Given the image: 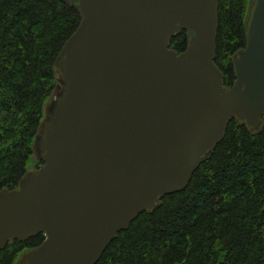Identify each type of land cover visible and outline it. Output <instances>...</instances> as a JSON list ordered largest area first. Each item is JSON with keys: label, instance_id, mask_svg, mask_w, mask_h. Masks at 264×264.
I'll list each match as a JSON object with an SVG mask.
<instances>
[{"label": "water", "instance_id": "water-1", "mask_svg": "<svg viewBox=\"0 0 264 264\" xmlns=\"http://www.w3.org/2000/svg\"><path fill=\"white\" fill-rule=\"evenodd\" d=\"M61 1L80 22L54 61L32 145L41 164L0 190V251L44 237L18 264H96L187 186L229 121L256 132L264 120V0H252L229 87L214 63L219 0Z\"/></svg>", "mask_w": 264, "mask_h": 264}, {"label": "trees", "instance_id": "trees-1", "mask_svg": "<svg viewBox=\"0 0 264 264\" xmlns=\"http://www.w3.org/2000/svg\"><path fill=\"white\" fill-rule=\"evenodd\" d=\"M251 3L219 0L214 63L227 87ZM79 22L61 0H0V190L16 188L41 164L32 145L57 86L54 61ZM186 39L181 31L170 49L183 51ZM43 240L9 242L0 264H18ZM96 264H264V120L256 132L229 121L187 186L140 214Z\"/></svg>", "mask_w": 264, "mask_h": 264}]
</instances>
